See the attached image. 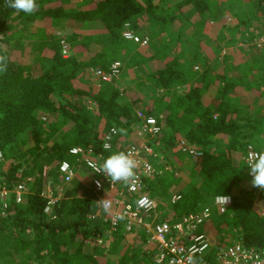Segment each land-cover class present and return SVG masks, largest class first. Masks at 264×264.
Here are the masks:
<instances>
[{"label": "trees", "instance_id": "obj_1", "mask_svg": "<svg viewBox=\"0 0 264 264\" xmlns=\"http://www.w3.org/2000/svg\"><path fill=\"white\" fill-rule=\"evenodd\" d=\"M36 2L38 10L25 14L0 0V51L8 56V70L0 73V187L12 190L30 179L21 204L0 202V264H151L155 249L146 253L144 235L128 243L122 227L110 249L90 244L105 238L108 223L90 217L98 208L95 175L69 152L102 153V163L119 152L102 150L105 133L114 127L118 138L135 136L138 113L161 128L148 142L158 155L148 159L156 171L145 181L149 196L170 199L171 188L187 178L160 220L211 211L199 230L209 246L198 261L213 264V255L238 239L264 248V190L251 185L243 160L249 148L263 151L264 55L229 56L238 30L264 23V0ZM226 11L232 23L222 20ZM126 32L146 38L147 46H128ZM115 61L124 68L110 82L92 74L109 73ZM181 140L202 156L193 161L179 151ZM161 157L183 175L166 170ZM64 161L74 172L68 182L59 172ZM44 168L57 195L50 213ZM220 195L231 197L224 213L214 205Z\"/></svg>", "mask_w": 264, "mask_h": 264}, {"label": "built area", "instance_id": "obj_2", "mask_svg": "<svg viewBox=\"0 0 264 264\" xmlns=\"http://www.w3.org/2000/svg\"><path fill=\"white\" fill-rule=\"evenodd\" d=\"M252 35L253 37L249 43L239 45L242 50L246 52L251 51V49L260 50L264 46L263 32L260 33L254 30L252 31ZM245 37H247V34ZM124 39L127 41L128 46L132 48H141L147 45L146 38H141L131 32H126L124 34ZM62 51L64 56L67 53L66 48ZM122 67L119 61H115L111 64L109 73H104L101 69L96 68L92 70V74L104 82H110L113 78H117L120 75ZM195 69H197V67H195ZM88 107L93 108L94 103L88 102ZM137 119L138 123L136 124L135 131L137 138L141 140L140 142L130 144L127 148L124 146L117 147L118 141L115 144L114 140L119 139V132L116 128L111 127L105 133L101 143L104 152L109 153L113 149L119 152H132L134 158L137 160V167L135 169V177L130 180L128 184L111 182L106 174L95 172L93 165H99L101 163V159L103 158L102 153L92 155L91 150L84 151L81 148H71L69 152L73 156L81 157L88 169L92 170L95 175L92 179V184L95 191L99 194L95 203L101 211V218L108 223V233L115 232L119 227H122L125 232L130 233L134 231V228L137 226L139 228L138 230L143 231L146 236L145 243L152 245L153 249H155V252L151 254V264H193V262H195V264H204L198 261V259L208 249L209 241L207 236L199 231V228L209 219L211 215L209 208H203L195 214L185 215L173 223L156 221V219H147V217L152 216L150 214H153L157 208V202L149 196L145 184V181L153 178L156 173L155 168L148 159L149 157L158 158V155L148 142L155 139L160 133L161 128L154 118L144 117L142 113L137 114ZM147 138L149 140H146ZM177 149L190 155L193 161H196L202 156L200 150L188 145L183 140L178 142ZM256 152L258 151L249 148L243 158L247 167L246 173L250 183L252 177L249 174L247 161L248 158ZM86 155H92V157L90 158ZM1 159L2 157L0 154V161ZM59 172L64 177L65 182L70 181L74 175L72 166L66 161L60 164ZM46 173L47 169L44 168L42 172L43 177L47 175ZM120 185L125 186L124 190H121L122 192H118V194L109 199L112 206L108 212H105L97 202L103 199L101 196L111 194ZM52 190L53 186H50L48 195H52ZM258 190L261 189L258 188ZM25 193V185H17L16 189L13 190L14 204H20L22 202V195ZM7 194L8 192L4 189L0 191L1 197H5ZM133 196L136 198L135 205H132L129 201ZM44 198L48 200L46 207V210H48L54 202L50 199V196H44ZM178 198L179 196L173 195L170 201L173 204ZM142 199L148 202L147 205L142 206L139 204V201ZM230 204L231 201L223 205L219 197L214 200V205L220 213H224ZM260 215L264 217V213ZM91 217L93 218L95 215ZM119 217L123 218L121 219ZM189 257H191V259H189ZM213 264H264V248L256 250L249 249L244 245L241 239L234 240L230 246L216 253Z\"/></svg>", "mask_w": 264, "mask_h": 264}, {"label": "rangeland", "instance_id": "obj_3", "mask_svg": "<svg viewBox=\"0 0 264 264\" xmlns=\"http://www.w3.org/2000/svg\"><path fill=\"white\" fill-rule=\"evenodd\" d=\"M222 6H224V5H222ZM221 17H222V20H224V22L226 23V22H230V23H232V19L230 18V15H229V13L226 11L225 13H223L222 15H221ZM219 19H221L220 17H219ZM224 24V23H223ZM261 25V27H263L262 28V32H263V34H264V25H262V24H260ZM260 27L258 26V29H259ZM225 30H226V28H225V25H223L222 26V28H220V30H219V32L220 33H224L225 32ZM246 32H248L249 33V31H244V36L247 34V36H248V33H246ZM31 39V38H30ZM147 42H148V40H147ZM147 45H145L144 47H146ZM143 47V48H144ZM137 49H139V48H137ZM229 51L231 52V54L229 53V56H233V58L235 59V60H239V58L237 57V56H241V52H242V49L240 48V51H238V50H236V49H233L232 50V46L231 47H229ZM225 50H227V48L225 49ZM225 50H223V53L225 52ZM261 51L259 52L260 54H263L264 55V46L260 49ZM68 50H66V52H67ZM62 54H63V51H62ZM235 55H237L236 57H235ZM68 56V52L64 55V57H67ZM39 59H41V60H44V63H46V64H48V62H49V60H48V57H39ZM121 64H122V70H123V68H124V62H122V61H119ZM262 72H263V70H262ZM122 73V72H121ZM121 73H120V75H121ZM119 81H120V79H119ZM117 82V81H116ZM119 87H123L122 85L121 86H119ZM249 94H250V96L252 97V96H258V93L257 92H255L254 90H250L249 91ZM243 101H245V100H243ZM259 103H260V101H259ZM135 132V136L133 135V136H131L130 138L129 137H123V136H121L120 135V137H119V139H118V145H117V147H119V146H124L125 148H127L130 144H135V142H140L141 140H138V138H137V136H136V131H134ZM263 138H264V136H263ZM146 140H149L148 138L146 139ZM262 150H264V146L262 147ZM262 152V151H261ZM162 159L161 160H163V164H164V168L166 169V170H168V171H170V172H176V173H174V175H175V177H181L180 176V174L181 175H183L182 174V172H179L178 170H177V168L176 167H173L170 163H169V161L168 160H165L163 157H161ZM153 166V165H152ZM179 172V173H178ZM43 175V174H42ZM45 178V180H44V185H43V195L44 196H46V197H48V196H50V199L53 201V202H55V200H56V193H55V186H54V181L52 180V178H51V176H48V174L44 177ZM187 181V178L185 177V176H182V179H180L179 180V184H177V185H175L173 188H171V192H172V194L174 195V192H176V191H179V190H181L182 188H183V186L186 184L185 182ZM29 183H30V179L28 178L24 183H17L16 184V186L12 189V190H8V189H5V188H3V187H0V191L1 190H6L7 192H8V194H7V196H5V197H1V195H0V202L2 203H6V205H9V202L11 203V202H13V198H14V194H13V190H15L16 189V187H17V185H25V189H26V193L28 192V185H29ZM50 186H53V190H52V195H48V189H49V187ZM122 188V185H120V186H118L117 188H116V190L115 191H113L111 194H108V195H104V196H101L103 199H111L114 195H116V194H118V192H122L121 189ZM25 193V194H26ZM123 194H124V192H123ZM172 195V196H173ZM23 196H24V194L22 195V202H23ZM126 196V195H125ZM156 202H157V208H156V211L153 213V214H150V215H152V216H149V217H147V219L148 220H153V219H156V221H161V220H163L162 218L164 217V218H166V216L168 215V214H170V211H171V206H172V202L170 201V199H166V200H163L162 198H159V197H157V198H153ZM129 201L131 202V204L132 205H135V203H136V198H135V196H133V198H130L129 199ZM21 202V203H22ZM14 203V202H13ZM20 203V204H21ZM54 204V203H53ZM97 206V205H96ZM53 207V205H51L50 207H49V209L48 210H46L45 212L46 213H50L51 212V208ZM205 208H209V207H205ZM101 211L97 208V211L93 214V215H99L100 216V218H101V213H100ZM8 214H10V216H13L12 214H13V211H11V212H9ZM167 214V215H166ZM92 215V216H93ZM91 217V216H90ZM161 219V220H160ZM202 227V226H201ZM200 227V228H201ZM200 228H199V230H200ZM139 228L136 226L135 228H134V231H131L130 233H127V232H125L124 231V229L122 228V230H123V232H124V237L127 239V241H128V243H132V244H134L135 243V241H136V239L137 240H139L140 239V241H141V236H143L144 235V233H143V231H140V230H138ZM118 230V229H117ZM116 230V231H117ZM105 233H107V235L105 236V238H100V239H91L90 240V244L91 245H97V244H101L103 247H104V249H110L111 247H112V240H113V233L114 232H112V233H108V230L105 232ZM134 239V240H133ZM144 239H145V241H146V236L144 235ZM144 241V242H145ZM145 244V246L147 247L146 249H145V251H146V253L148 254V255H150V253H151V248H153L152 247V245H148L147 243H144ZM147 244V245H146ZM45 253V252H44ZM43 253V254H44ZM152 254H153V252H152ZM216 255V253L213 255V260H214V256Z\"/></svg>", "mask_w": 264, "mask_h": 264}, {"label": "clouds", "instance_id": "obj_4", "mask_svg": "<svg viewBox=\"0 0 264 264\" xmlns=\"http://www.w3.org/2000/svg\"><path fill=\"white\" fill-rule=\"evenodd\" d=\"M5 7L16 10L17 12H24L25 14H32L38 10L36 0H4ZM8 70V56L6 52L0 51V73ZM249 174L252 177L251 185L264 190V151L253 153L247 161ZM95 172L99 174H106L111 182H118L128 184L130 180L135 177V169L137 167V160L134 158L132 152H112L103 159L99 165H93ZM220 201L223 205L230 203L231 197L228 195H220ZM98 205L108 212L111 208V201L109 199H102L97 202ZM146 200H140L139 204L147 205ZM123 218V217H119ZM191 259V257H189ZM195 264V262H193Z\"/></svg>", "mask_w": 264, "mask_h": 264}, {"label": "crops", "instance_id": "obj_5", "mask_svg": "<svg viewBox=\"0 0 264 264\" xmlns=\"http://www.w3.org/2000/svg\"><path fill=\"white\" fill-rule=\"evenodd\" d=\"M261 24L264 25L263 22H261ZM257 25L259 26V24H257ZM259 27H260L259 29L263 28V27H261V25ZM254 30H258V28L253 26V30H251V29H247V30L243 29L241 31L235 30V31L238 32V35L236 37L237 41H235V43L232 45V50L236 49V50L240 51V47H239L240 44L249 43L251 38L253 37L252 31H254ZM244 31H249V33L246 32V33H248L247 37L244 36ZM260 51L261 50H253V49H251V51L246 52V51L242 50L241 56L235 55V57L237 56L239 58V60H245L246 59V61H248V60H251V59H254V58L255 59L258 58V56L260 54L259 53ZM232 58H233V56H232ZM260 213H264V211H261Z\"/></svg>", "mask_w": 264, "mask_h": 264}]
</instances>
